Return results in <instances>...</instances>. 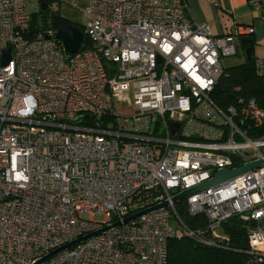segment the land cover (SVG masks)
I'll list each match as a JSON object with an SVG mask.
<instances>
[{
    "label": "built area",
    "instance_id": "built-area-1",
    "mask_svg": "<svg viewBox=\"0 0 264 264\" xmlns=\"http://www.w3.org/2000/svg\"><path fill=\"white\" fill-rule=\"evenodd\" d=\"M87 1L89 45L69 54L57 31L29 34L40 0H0V264H35L108 227L42 264H166L172 238L222 247L232 216L251 225L248 253L264 262V136H248L264 125V109L242 97L221 108L211 97L222 59L254 29L214 36L190 20L186 0ZM251 4L262 10L261 0ZM255 69L264 75V60ZM258 161L172 202L220 170ZM179 203L205 230L181 221Z\"/></svg>",
    "mask_w": 264,
    "mask_h": 264
},
{
    "label": "trees",
    "instance_id": "trees-1",
    "mask_svg": "<svg viewBox=\"0 0 264 264\" xmlns=\"http://www.w3.org/2000/svg\"><path fill=\"white\" fill-rule=\"evenodd\" d=\"M66 25H72V23L49 6L46 11H40L33 17L29 34L35 36L47 30L57 31ZM249 44L251 42L243 43L244 61L242 63L223 67L222 75L211 94L213 101L221 108L229 106L242 97L254 99L257 105L264 109V75L256 73L252 54L247 60L245 51ZM88 45V39L83 34L82 49L87 48ZM248 136H264V125L260 129L251 130ZM176 212L190 230H205L206 220L201 216H189L183 203L176 205ZM250 229L249 223L242 222L237 216H232L221 225V231L227 237V241H224L220 248L201 245L195 239L186 236L172 238L168 241L166 264H264V262H256L248 253Z\"/></svg>",
    "mask_w": 264,
    "mask_h": 264
},
{
    "label": "crops",
    "instance_id": "crops-1",
    "mask_svg": "<svg viewBox=\"0 0 264 264\" xmlns=\"http://www.w3.org/2000/svg\"><path fill=\"white\" fill-rule=\"evenodd\" d=\"M186 3L190 20L207 24L214 36L225 34L236 25L252 27V35L237 41V55L243 56V43L251 42L248 48L254 61L264 60V0L262 10L255 9L251 0H220L219 8L213 7L209 0H186Z\"/></svg>",
    "mask_w": 264,
    "mask_h": 264
},
{
    "label": "water",
    "instance_id": "water-1",
    "mask_svg": "<svg viewBox=\"0 0 264 264\" xmlns=\"http://www.w3.org/2000/svg\"><path fill=\"white\" fill-rule=\"evenodd\" d=\"M40 1H41V4H40L41 11H46L48 9L47 0H40ZM55 37L57 40H59L61 42V44L64 48V51L69 53V54L77 53L79 51V49L81 48V45L83 43V33L79 29H77L74 25H66L64 27H61L60 29L57 30ZM250 54H251V48L246 49L245 55L247 57V60L250 59ZM9 61H10V48L3 50V56L1 58V64L3 66H6ZM84 118H85V116L78 117L77 119H75L73 121V123H75V124L80 123ZM90 118H94V117L91 116ZM172 132L174 133L175 129H173ZM261 164H262V161H258V162L252 163V164L242 166V167L237 168V169L232 170V171L220 170L217 172L215 178L201 184L200 186L191 188V189L186 190L185 192L175 196L172 199V202L176 203V202L188 197L189 195L194 194V193H196L200 190L206 189V188H216L217 186L221 185L224 182H229L233 178L259 167ZM167 205H168V203L164 202L160 205L154 206L150 209H147L143 212H140L138 214H135L131 217L126 218L124 220V223H128L132 220H135L136 218H138L144 214H147L149 212L159 210L161 208H165V207H167ZM118 225H119V223H116L113 226H118ZM108 229H109V227L104 228L102 230H99L97 232L88 234L84 237H81V238H79V239H77V240H75V241H73V242L53 251V252H51L49 255L45 256L43 259L39 260L35 264H42L46 260L53 257L55 254H57L61 251H64L68 248L74 247V246H76V245H78V244H80V243H82V242H84L90 238H93V237L103 233L104 231H106Z\"/></svg>",
    "mask_w": 264,
    "mask_h": 264
},
{
    "label": "rangeland",
    "instance_id": "rangeland-1",
    "mask_svg": "<svg viewBox=\"0 0 264 264\" xmlns=\"http://www.w3.org/2000/svg\"><path fill=\"white\" fill-rule=\"evenodd\" d=\"M50 8L52 10H57L59 14L70 21L80 31H83V24L85 22L83 11L86 10L88 6L87 0L76 1V7H72L66 4H59L57 2H50ZM244 61V57L240 55H235L232 57L222 59V65L224 68L232 67L238 65ZM118 111L127 112V108L123 106H117ZM92 220L95 222H102L104 220L103 214L95 213L91 216Z\"/></svg>",
    "mask_w": 264,
    "mask_h": 264
}]
</instances>
